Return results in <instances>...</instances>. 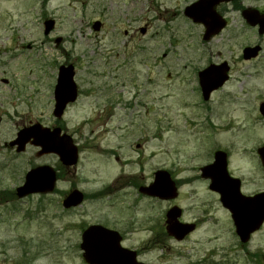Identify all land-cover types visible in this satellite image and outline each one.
Segmentation results:
<instances>
[{"label":"rangeland","instance_id":"obj_1","mask_svg":"<svg viewBox=\"0 0 264 264\" xmlns=\"http://www.w3.org/2000/svg\"><path fill=\"white\" fill-rule=\"evenodd\" d=\"M193 1L0 0V192L21 184L29 168L47 164L59 171L54 191L0 201V264H86L80 233L91 223L117 229L122 245L146 264H264V227L242 249L229 214L203 183L180 187L174 203L191 208L189 219L196 207L203 213L198 229L177 242L162 230L169 203L138 195L122 179L132 175L142 185L161 167L190 177L217 145L231 149L246 176L247 138L264 140L257 115L264 90L254 100L258 92L245 88L250 63L262 69L264 55L242 59V49L264 36L229 11L227 25L205 42L203 26L181 13ZM46 19L55 21L48 36ZM222 61L231 81L204 104L196 74ZM62 64L74 66L80 94L57 122L52 92ZM32 123L69 134L79 149L77 164L65 168L31 145L22 153L10 148L17 131ZM113 182L114 193L100 191ZM71 187L87 199L63 212Z\"/></svg>","mask_w":264,"mask_h":264},{"label":"water","instance_id":"obj_2","mask_svg":"<svg viewBox=\"0 0 264 264\" xmlns=\"http://www.w3.org/2000/svg\"><path fill=\"white\" fill-rule=\"evenodd\" d=\"M211 1L201 0L189 6L186 9V14L192 17L194 21H203L207 17V14L214 17L215 13L212 12L209 5ZM247 18L251 19L252 25L260 23L258 18L251 15ZM99 27V22L93 24L94 30L97 31ZM222 27L223 23L213 20L212 23L206 25L203 38L207 40L211 35L219 32ZM52 28V20L44 22L45 35ZM256 51L257 48H246L243 51V56L245 59H249L255 56ZM227 70L228 67L223 63L220 66L210 65L199 73V84L205 100L208 99L209 93L212 90L222 85L226 79L225 73ZM73 76V65L59 66L57 82L54 87L55 105L53 110V114L57 118L62 116L66 105L76 99L77 89ZM60 132V128L50 130L48 128H41L39 124H34L21 129L17 133L16 139L10 142V146H16V150L20 152L24 150L26 143L32 139L31 144L41 147L39 154L55 153L63 165L73 166L76 164L78 158L77 148L73 145L72 139L68 135H60ZM213 168L216 170V174H211ZM202 171L204 172V176L211 178L210 188L220 193V200L223 206L231 212L240 241L242 243L247 242L250 234L260 227L264 219V203H262V211L249 219L246 212L249 201L239 194L238 181L228 177L225 171L223 153H216L215 162L203 168ZM214 175L218 178H213ZM55 178V173L49 166L31 169L25 176L24 184L16 189V194L18 197H23L31 193L52 190ZM140 191L161 199H170L176 196V187L165 171L156 172L154 182L147 188H140ZM82 200L83 194L78 190H73L63 200V206L65 208L77 206ZM179 216L180 209L178 207H172L166 213V231L177 240H181L193 229L192 225L180 223L178 221ZM120 239L121 237L116 231L106 229L100 225L89 226L81 235L80 249L83 251L82 256L84 260L88 264H144L136 260V253L134 251L121 247Z\"/></svg>","mask_w":264,"mask_h":264},{"label":"flooded vegetation","instance_id":"obj_3","mask_svg":"<svg viewBox=\"0 0 264 264\" xmlns=\"http://www.w3.org/2000/svg\"><path fill=\"white\" fill-rule=\"evenodd\" d=\"M213 10L216 12V14L218 16H221L222 18H224L226 25L228 23V17H227L226 14L229 11H237V12L240 13L241 17H242V15L246 16L247 14H253V15L260 16L262 27H264V0H227V1L219 2L218 4L214 5ZM221 17H219V18H221ZM206 22H208V20H206ZM243 22H244L245 26H248V24L245 22V20H243ZM255 28L257 29V27H255ZM260 36H262V37L264 36V30L260 34ZM254 45H258L259 46L258 55L253 57V58H251V59H249V60H245V62H247V63L253 62V61L257 60V59H261L263 57V55H264V40L261 41V42H257ZM261 65L259 67H262V69L261 68H257V65H253L252 63H250L249 70L245 74V77L246 76L248 77V81L245 82L246 90L254 91V92L257 91L258 92L255 95L254 100L261 98V95H262L261 92H262V90H264V64H261ZM198 72L196 74L197 75V81H198ZM231 78H232L231 70L229 69L227 79L225 80L223 85L221 87L215 89L213 92H211L209 94L208 100H206V101L203 99V96L201 94V90L199 88L201 100L204 102V104H208L209 101H211L212 96L216 92L224 90L226 85L231 81ZM255 80H257V81H255ZM258 103H259V106H258L259 114H257V115H258V117L264 119V100L263 101L261 100ZM261 104H263L262 109H261ZM247 139H250L251 145L248 148H245L243 153H242V155H244V156L246 155L243 160H245L246 164L249 165V167L247 168V171H246V176L245 175L243 176L242 174H239V171H240V170H238L239 166L234 164V160H233L234 159V157H233L234 155H233V152L231 151V149H229L227 147H221L220 145H217L216 148L214 149L212 155L210 156L209 160L206 163H204L202 165H199L196 168V173L192 174L190 177H186L185 176V177H181V178H176L173 175L171 168L161 167V168L156 169L153 172L152 181L151 182H148V183H144L143 182L142 185H141L140 181L138 180V178L137 177L134 178V176H132V175H127V176H125V178H122V179L124 180V182H126V184L129 187L133 186L135 189H137V194L138 195H141L143 197H147L149 199H155V200H159V201H163V202L169 203L168 208H166L164 210V212H163V226H162V230L164 232L165 231V227H166L165 214L168 211V209H170L172 206H176L177 205L174 202L176 201V199L178 198V196L180 194V187L182 188L183 186L192 184L194 182L203 183L205 185L206 189L214 196V198L217 200V202L222 207V205L220 203V193L217 192V191H214V190H212L210 188L211 179L208 178V177L207 178L203 177L201 170H202L203 167L209 166L210 164L213 163V161H214V152L215 151H223L226 154V156H225V171H226L228 177H230V179H234V180L238 181V192H239V194L241 196H243L246 200L249 201V203L247 204L246 212H247L248 218L250 219L256 213L262 211V208H263L262 203H264V140L260 139V137H248ZM253 140H254V142H252ZM139 147H140V145L137 144L136 148H139ZM251 166H253V168H251ZM158 170L167 171V173L169 174L171 180L175 183V185L177 187V190H178V194H177L176 198L167 199V200H161V199H158L156 197H151V196H148L146 194L140 193V188L149 186L154 181L156 171H158ZM58 173H59V171L57 170V179H59L58 178L59 177ZM211 174H216V170L214 168L211 170ZM24 176H25V174H24ZM216 177L217 176L214 175L213 178H216ZM23 179H24V177H23ZM255 181H257V182L261 181L263 184H259L260 185L259 186L258 184H255ZM116 183L113 182L112 185H107V186L101 188L100 191L104 192V190L106 189V194L107 195H109L110 193H114L115 192L114 190L118 189V187H115V185H114ZM19 185H17V186H19ZM16 187H14L13 189L9 190L10 192L6 191V190L0 192V201L4 200L3 202H7L8 200H11L12 194L15 195ZM72 188H74V187H71V189ZM71 189H69L68 191H70ZM110 190H111V192H109ZM68 191H66V193ZM86 199L87 198H85V200ZM82 203L79 206H76V207H71V208H68V209H63L62 208L63 212H69L71 210H75L76 208L80 207L82 205ZM180 209H181L180 217H179L180 223L185 224V225H192L193 226V229L185 236V239H186L192 233H194L198 229V227L200 226V221H201L200 212L201 211L199 210V208L196 207L197 210H195V214H192V217H190V219H189L187 217V214L191 211V208L190 207L189 208H181L180 207ZM223 209L230 216L229 211L227 209H225V208H223ZM119 211H123L124 212V210L122 208ZM201 213H203V212H201ZM230 219H231V217H230ZM93 224H99V225H102V226H104V227H106L108 229L117 231L119 233L120 237H121V245H122V243H123V235L121 234V232H119L115 228L109 227L106 224L91 223V224L85 225V226H83V229L81 230V233L89 225H93ZM233 227H234V225H233ZM262 227H264V219H263L259 229L254 231L250 235L248 243L250 242L251 238H253V235L256 234L257 232H259L262 229ZM129 232H131V231H129ZM81 233H80V235H81ZM234 234H235V232H234ZM126 248H128V247H126ZM129 249H131V248H129ZM133 250H135V249H133Z\"/></svg>","mask_w":264,"mask_h":264}]
</instances>
